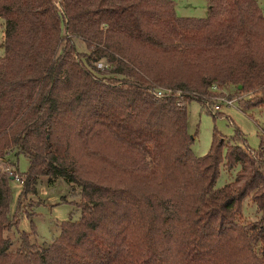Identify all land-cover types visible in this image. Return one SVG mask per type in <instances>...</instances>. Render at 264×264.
<instances>
[{
  "label": "trees",
  "instance_id": "obj_1",
  "mask_svg": "<svg viewBox=\"0 0 264 264\" xmlns=\"http://www.w3.org/2000/svg\"><path fill=\"white\" fill-rule=\"evenodd\" d=\"M212 2L185 18L172 0H0V159L29 161L12 216L17 174L0 168V264H264V128L256 149L214 132L196 156L186 102L200 96L153 94L264 106L263 10ZM222 166L235 173L215 188ZM42 176L70 184L79 216L37 246L7 233Z\"/></svg>",
  "mask_w": 264,
  "mask_h": 264
},
{
  "label": "rangeland",
  "instance_id": "obj_2",
  "mask_svg": "<svg viewBox=\"0 0 264 264\" xmlns=\"http://www.w3.org/2000/svg\"><path fill=\"white\" fill-rule=\"evenodd\" d=\"M175 13L178 17L205 18L212 0H172ZM264 13V0H257ZM4 20L0 18V59L4 54ZM226 95L233 98L232 105H224L217 112L212 106L214 100H209L210 109L198 99L186 102L187 130L193 141L191 150L196 156L204 155L210 148L213 133L216 132L224 140L234 143H246L250 148L256 149L259 145L261 132L264 128V106L243 109L237 103L239 99H248V96H229L232 90H226ZM212 108V109H211ZM29 161L24 155L17 156L10 151L7 156L0 159V168L21 174L27 170ZM235 170H227L222 166L215 183V188L223 186L234 176ZM9 215L16 211L18 197L22 191V183L17 177L10 180ZM78 197L72 194L70 184L56 178L40 177L36 183V194L23 195L19 211L17 229L7 233L17 240L21 231L33 233L30 240L37 246L53 241L59 234V225L71 217L76 220L79 210L76 206ZM259 218V211L248 196L242 204L240 219L246 222Z\"/></svg>",
  "mask_w": 264,
  "mask_h": 264
},
{
  "label": "built area",
  "instance_id": "obj_3",
  "mask_svg": "<svg viewBox=\"0 0 264 264\" xmlns=\"http://www.w3.org/2000/svg\"><path fill=\"white\" fill-rule=\"evenodd\" d=\"M210 90L212 92H216L219 91L217 86L215 84H213L210 87ZM154 96L156 98H165V97H169L170 95H175L177 97L176 99V104L180 107H182L185 103V94L190 96V97H195V96H200L201 100L203 101L204 106H206L207 108L210 109V103L209 100L212 99V101L214 100V105L212 106L214 111H219L222 106L224 105H232L235 100L233 98H229L226 93L222 94V95H200V94H196V93H183L182 91H174L170 88H157L155 89V91L153 92ZM211 108V109H212ZM17 179L18 176L16 175Z\"/></svg>",
  "mask_w": 264,
  "mask_h": 264
},
{
  "label": "water",
  "instance_id": "obj_4",
  "mask_svg": "<svg viewBox=\"0 0 264 264\" xmlns=\"http://www.w3.org/2000/svg\"><path fill=\"white\" fill-rule=\"evenodd\" d=\"M10 179H13V177H11Z\"/></svg>",
  "mask_w": 264,
  "mask_h": 264
}]
</instances>
